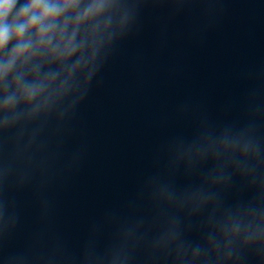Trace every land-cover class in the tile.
I'll use <instances>...</instances> for the list:
<instances>
[{"label":"clouds","instance_id":"obj_1","mask_svg":"<svg viewBox=\"0 0 264 264\" xmlns=\"http://www.w3.org/2000/svg\"><path fill=\"white\" fill-rule=\"evenodd\" d=\"M111 7L112 0H0V127L50 110L71 90L78 72L87 71L91 79L98 41L109 32L106 14ZM52 65L58 69L52 70ZM232 151L228 144L222 149L225 154ZM241 155L208 169L198 185L161 189L163 203L172 205L182 198L192 213L210 206L215 218L222 209L210 221L203 242L181 240L178 264H229L238 258L232 248L237 240L243 247L264 246V182L253 178V194L247 199L222 201L221 193L233 176L255 173L260 166V161L249 164L247 149ZM229 165L232 171L226 170ZM179 235L173 229V239Z\"/></svg>","mask_w":264,"mask_h":264}]
</instances>
